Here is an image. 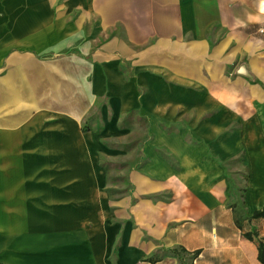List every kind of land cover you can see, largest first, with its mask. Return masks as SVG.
<instances>
[{
  "label": "crops",
  "instance_id": "obj_1",
  "mask_svg": "<svg viewBox=\"0 0 264 264\" xmlns=\"http://www.w3.org/2000/svg\"><path fill=\"white\" fill-rule=\"evenodd\" d=\"M123 2L148 22L140 68L195 86L175 108L159 93L165 107L148 112L207 118L193 135L153 125L127 193L82 159L47 214L7 207L0 264H262L264 217L251 215L264 207V0Z\"/></svg>",
  "mask_w": 264,
  "mask_h": 264
},
{
  "label": "rangeland",
  "instance_id": "obj_2",
  "mask_svg": "<svg viewBox=\"0 0 264 264\" xmlns=\"http://www.w3.org/2000/svg\"><path fill=\"white\" fill-rule=\"evenodd\" d=\"M103 1L0 0V238L7 207L47 214L62 200L71 164L85 160L111 195L127 193L153 125L193 135L207 118L148 112L165 107L159 93L175 108L195 86L140 68L147 20L132 2Z\"/></svg>",
  "mask_w": 264,
  "mask_h": 264
},
{
  "label": "trees",
  "instance_id": "obj_3",
  "mask_svg": "<svg viewBox=\"0 0 264 264\" xmlns=\"http://www.w3.org/2000/svg\"><path fill=\"white\" fill-rule=\"evenodd\" d=\"M251 217L253 218H258V217H264V207H262L261 209H258V210H255ZM244 236L248 239H252V235L250 233H244ZM257 249H258V254H257V257H258V260L264 264V241H258V246H257Z\"/></svg>",
  "mask_w": 264,
  "mask_h": 264
}]
</instances>
